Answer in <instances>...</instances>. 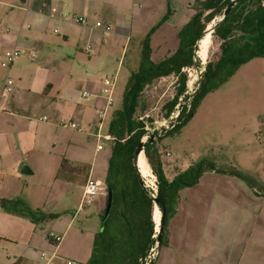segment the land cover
<instances>
[{"label": "crops", "instance_id": "0c3cea01", "mask_svg": "<svg viewBox=\"0 0 264 264\" xmlns=\"http://www.w3.org/2000/svg\"><path fill=\"white\" fill-rule=\"evenodd\" d=\"M125 1L0 0V7L9 9L0 17V61L7 50L19 47L25 51L11 66L0 64V198L22 201L39 213L60 219L53 222L56 227L52 225L51 230L39 231V224L29 218L0 209V247L6 242L20 248L22 253L14 256L17 264L37 262L42 252L48 259L53 258L52 264H60L59 255L78 217L83 221L79 233L89 230L94 248L109 189L83 204L84 186L88 176L106 184L112 148L106 151L103 145L99 150L96 137L98 112L106 106L101 93L104 82L96 79L102 64L92 44L80 43H106V33L115 27L119 35H137L142 52L145 36L167 13V0H132L134 5L127 17L121 13ZM195 1H172L173 14L151 36L153 62L159 63L176 51L178 32L194 15ZM49 7L57 8L59 14L85 17L88 23L80 25L59 14L52 17ZM97 22L103 26L96 27ZM73 46L75 50L70 49ZM33 53L34 60L30 56ZM8 78L14 81L13 91L9 97L1 98ZM85 91L89 93L87 97L83 96ZM70 122L78 128L62 125ZM104 136H110L109 127ZM106 141L111 146V140ZM167 153L171 156V152L165 153L170 157ZM65 161L68 169L61 174ZM188 167L164 160L169 180ZM220 182L208 180L210 187ZM223 182L230 187L236 184L232 179ZM241 186L242 190L210 188L205 194L194 193L193 187L190 210L184 201L188 195L185 198L180 192L167 244L173 246L178 240L183 246L190 239L200 253L197 264H264V193ZM62 204H66L64 209L56 212ZM65 213L70 217L63 223ZM51 235L63 237L57 248ZM91 248L89 245V252ZM203 252L207 258L202 257ZM213 254L219 259L210 257Z\"/></svg>", "mask_w": 264, "mask_h": 264}, {"label": "trees", "instance_id": "16d2710c", "mask_svg": "<svg viewBox=\"0 0 264 264\" xmlns=\"http://www.w3.org/2000/svg\"><path fill=\"white\" fill-rule=\"evenodd\" d=\"M172 1L167 0L166 15L145 36L138 71L131 74L121 107L112 115L109 125V135L113 138L110 141L112 154L106 185L113 190V206L105 227L95 236L93 254L87 264H146L145 260L158 239L155 237V204L152 194L158 199L161 212L165 209V227L160 248L166 242L167 227L176 215L182 189L197 186L207 172L241 176L227 172L213 162L201 160L169 180L164 171L159 142L186 125L208 93L219 88L246 63L264 57V0H239L229 16L218 22L213 35L221 42L220 51L205 66L198 90L180 110L177 124L169 130L164 129L160 138L145 145L144 154L156 177L157 193L150 187L148 192L142 184V176L135 164V151L148 134V123L152 122L138 114L143 93L147 87L163 78L176 77L175 94L163 106L166 118L172 116L187 92L188 74L185 69L199 67L196 54L198 40L204 35L207 25L217 21L215 18L221 16L232 0H197L193 4L194 15L178 32L179 45L176 51L155 63L151 60V36L173 14ZM158 134L155 133V136ZM66 169L68 166L65 161L61 166V174ZM0 209L18 213L34 223L49 217L56 218L35 211L22 201L0 198Z\"/></svg>", "mask_w": 264, "mask_h": 264}, {"label": "rangeland", "instance_id": "374dc122", "mask_svg": "<svg viewBox=\"0 0 264 264\" xmlns=\"http://www.w3.org/2000/svg\"><path fill=\"white\" fill-rule=\"evenodd\" d=\"M125 4L126 6L121 7V13L129 17L134 2L127 0ZM8 10V8L1 6L0 17H3ZM217 19L218 17L215 18V20ZM213 25L214 21L207 25L206 30ZM141 28H144V26H141ZM106 34L108 41L106 43L104 41L101 42L99 46L87 40L80 43V46H86L87 44L94 46L92 51L96 55L98 63L102 64V66H99V69H102L100 70L101 72L96 73L97 80L104 82L115 75L118 78L115 102L104 122V128L101 131L102 135L108 131L113 111L121 107L129 78L133 72L138 71V64L141 58L140 39L137 35H130V37H128V34L125 36L119 35L115 27H112V30ZM210 36V42L207 45L204 57L199 55L201 49H198L199 67L195 66L185 71L188 74L187 92L181 99V104L174 112V116L167 119L163 106L175 94L176 77L161 79L145 89L138 112L140 117L152 121L148 123L149 136L144 139L145 141L152 134L155 135L158 132L159 134L155 138H160L159 135H162L165 130H169L177 124L180 110L199 88V80L205 70V66L220 51L221 42L214 37L213 33ZM70 49L75 50L76 46L70 47ZM83 128H87V126L83 125ZM102 144L106 151L110 150L109 142L102 140ZM159 147L163 152L164 160L174 162L182 167H188L201 160H207L227 172L241 175L231 176V174L207 172L201 178L203 180L199 183L200 187L197 186L199 187L197 189L195 186L196 192L194 193L205 194L210 188L215 187L220 190L231 188L235 190L236 187L242 190V184L248 187L249 190L254 189L264 193V57H258L246 63L219 88L208 93L200 101L196 113L190 121L179 131L165 136L159 142ZM166 151L171 152L170 157L165 155ZM143 179L145 178L143 177ZM215 179L221 182L219 184L213 183V187H210L208 180ZM224 179H232L236 184L232 187L224 185ZM145 182H147L146 179ZM153 182L157 187L155 176ZM146 184L149 183L147 182ZM149 186L152 187L151 185ZM192 188L182 189L184 192L181 190V196L185 195L186 198V195H188L189 197L184 199L188 210H190L191 206ZM65 205L62 204L61 208L57 209L56 212L62 211ZM44 214L48 216V214ZM67 216L65 213L61 222H66L68 220ZM56 220L57 217H49L38 222V230L40 231L42 228L51 230L52 225H55L53 222H56ZM59 220L58 218L57 222ZM82 224L83 221L80 217L75 219L71 236H68L61 256L59 255L60 264H65L68 260H74L77 264H87L90 261L94 249L93 243L90 241L91 234L88 233L89 230L87 233H79L83 229ZM188 225H190V217H187L186 220V226ZM90 227V225L85 226L88 229ZM191 228L193 229V226ZM168 229L169 226L167 227L165 244L159 249L158 244H156L150 256L146 258L145 263L197 264V261H200L197 258L200 257L198 255L200 253L196 248L197 245L193 247L190 239L187 244H183L184 247L178 240L175 241L173 246L168 245ZM158 231L159 229H156L155 237L158 236ZM2 243L0 247V264H17V261H14V256L22 253V250L14 248L6 242ZM89 245L92 246L90 252ZM206 256L203 252L202 257L207 258ZM210 257L215 258L216 255L213 254ZM216 258L217 260L219 259L218 257ZM39 262L40 260L37 262L32 260L25 264H38Z\"/></svg>", "mask_w": 264, "mask_h": 264}, {"label": "built area", "instance_id": "2783aa9c", "mask_svg": "<svg viewBox=\"0 0 264 264\" xmlns=\"http://www.w3.org/2000/svg\"><path fill=\"white\" fill-rule=\"evenodd\" d=\"M47 11L49 13V15H51L52 17L56 16L59 14V10L55 7H49L47 8ZM60 17L62 19H69V20H73L74 22H76L77 24L80 25H86L88 23V20L85 17H81V16H72L69 13L63 12L61 14H59ZM103 24L101 22H97L96 23V27H102ZM106 29L109 31L110 27L107 26ZM23 54H25V51L19 47H16L14 49L11 50H7L4 52V54L1 57V61L0 64L1 66L7 68L9 66H11L20 56H22ZM31 59H35V54H31ZM192 69V68H189ZM189 69H185L189 70ZM117 75H115L114 77L110 78V79H106L103 83V86L101 87V93L102 95L105 96L106 98V106L105 108L101 109L98 112V131L96 133V137L99 139V145H98V149L101 150L103 149V144H102V140H112L113 138L111 136H104L102 135V130L104 128V122L106 121L107 115H108V110L114 105V96H115V90H116V86H117ZM14 88V81L10 78H8L4 85L2 86V90H1V98H7L9 97V95L11 94V92L13 91ZM89 95V93L87 91H85L83 93L84 97H87ZM0 111H1V107H0ZM172 116H174V113L172 114ZM44 120H47V117H44ZM65 127H71V128H78V125L70 122L69 124L63 123L62 124ZM148 130V129H147ZM149 132V130H148ZM147 136H149V133L144 137V139L147 138ZM168 156H170V153L167 154ZM108 191L107 185L99 180H94L91 177H88L85 186H84V193H83V204L85 203H90L93 200H95V198L102 192H106ZM51 241L54 244V246L57 248L62 240L63 237L60 235H51ZM52 260L53 258H47L45 253H41L40 255V262L38 264H52ZM65 264H77L75 261L73 260H68Z\"/></svg>", "mask_w": 264, "mask_h": 264}, {"label": "water", "instance_id": "95a60500", "mask_svg": "<svg viewBox=\"0 0 264 264\" xmlns=\"http://www.w3.org/2000/svg\"><path fill=\"white\" fill-rule=\"evenodd\" d=\"M239 0H232L231 3L229 4V6L224 10V12L221 14V16L217 19V21H214V25L212 27H210V29H207L204 33V35L202 36V38H200L198 40V49L200 48L201 49V46H202V42L203 40L205 39V37L208 35V34H211L214 32L216 26L218 25V22H222L225 18H227L229 16V14L232 12V10L234 9V7L236 6V4L238 3ZM198 53L199 51H197V56H198ZM162 135H159V137H161ZM155 135L152 134L149 139H147L146 141L143 140L140 145L138 146V148L136 149L135 151V156H136V159H135V164L137 166V162H138V159L140 158L141 154L144 153V149H145V145L146 143L148 142H153L155 141ZM138 168V167H137ZM139 171V169H138ZM142 181V184L144 186V188L149 192V187L147 186L145 180L141 179ZM152 197L154 198V204L155 206L158 207L159 211L161 212L160 210V207H159V201L158 199L156 198V196L152 195ZM112 206H113V190L109 188V192H108V202H107V205H106V208H105V212H104V217L102 219V223H101V230H103V228L105 227V224H106V220L108 218V216L110 215V212L112 210ZM164 216H165V209H164V212H161V223H160V226H159V231H158V239H157V246L159 248L160 246V243H161V239H162V234H163V230H164V227H165V220H164Z\"/></svg>", "mask_w": 264, "mask_h": 264}, {"label": "bare ground", "instance_id": "6f19581e", "mask_svg": "<svg viewBox=\"0 0 264 264\" xmlns=\"http://www.w3.org/2000/svg\"><path fill=\"white\" fill-rule=\"evenodd\" d=\"M210 37H211L210 34H208L202 42L201 53L199 54L201 57L205 56L207 45L210 42ZM137 167L139 169L141 176L144 177L147 180V182L149 183V184H147V186L150 187L149 185H151L153 188L152 187H150V188H152L154 190V192L157 193V187L153 182L154 175L151 172V168L147 162V159H146L144 153H142L140 158L138 159ZM149 179H151V180H149ZM153 217H154V220L156 223V229L158 230L160 223H161V212L159 211L157 206H155Z\"/></svg>", "mask_w": 264, "mask_h": 264}]
</instances>
